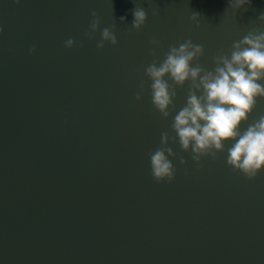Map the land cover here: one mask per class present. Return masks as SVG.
Segmentation results:
<instances>
[{
    "label": "water",
    "instance_id": "1",
    "mask_svg": "<svg viewBox=\"0 0 264 264\" xmlns=\"http://www.w3.org/2000/svg\"><path fill=\"white\" fill-rule=\"evenodd\" d=\"M93 10L116 24L117 46L84 38ZM261 13L264 0L235 12L228 0H0V264H264V171L234 174L226 151L197 167L170 143L188 163L169 157L176 178L157 183L148 153L175 135L172 118L150 88L135 99L152 38L161 61L191 39L205 49L193 66L214 70L220 50L264 29ZM187 93L177 87V111ZM260 115L264 99L249 122Z\"/></svg>",
    "mask_w": 264,
    "mask_h": 264
},
{
    "label": "clouds",
    "instance_id": "2",
    "mask_svg": "<svg viewBox=\"0 0 264 264\" xmlns=\"http://www.w3.org/2000/svg\"><path fill=\"white\" fill-rule=\"evenodd\" d=\"M14 3L19 5L21 0H14ZM228 3L235 12L250 6L252 0H228ZM131 12L133 20L129 31L138 33L146 26L148 11L137 4ZM153 15L159 12L154 11ZM91 17L84 38L96 40V33H100L101 38L96 43L98 49H104L107 43L117 46L116 24L101 28L103 21L99 13L93 10ZM191 19L198 22L201 16L192 13ZM119 20L121 24L127 23L126 16ZM258 20L264 24V13L259 14ZM3 31L0 27V35ZM150 44L154 59L144 69L148 80L140 81L135 99L141 101L145 87L150 88L154 108L164 119L172 118L171 129L175 133L162 132L160 146L148 153L153 179L157 183L175 180V165L169 157L178 158L181 165L188 163L183 156H178L170 143H178L182 151L190 152L197 167H202V158L211 157L215 161L219 153L226 151L227 165L234 174L242 173L250 181L255 179L264 171V115L249 121L258 100L264 99V29L256 27L248 31L242 39L233 42L228 53L220 50L213 56L214 70L198 62L193 66L205 49L191 39L179 43L178 47L170 45L163 61L157 58L161 41L152 38ZM64 45L73 48L76 41L69 38ZM35 51L33 46L29 54ZM186 83V104L177 111V87L183 88ZM245 124L247 127L242 130ZM229 143L231 147L226 148Z\"/></svg>",
    "mask_w": 264,
    "mask_h": 264
}]
</instances>
